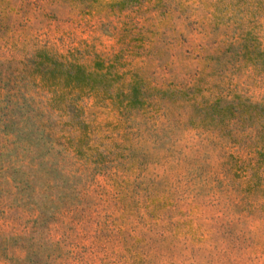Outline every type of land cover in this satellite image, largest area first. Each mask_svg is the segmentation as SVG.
Listing matches in <instances>:
<instances>
[{
    "label": "rangeland",
    "instance_id": "rangeland-1",
    "mask_svg": "<svg viewBox=\"0 0 264 264\" xmlns=\"http://www.w3.org/2000/svg\"><path fill=\"white\" fill-rule=\"evenodd\" d=\"M0 264H264V0H0Z\"/></svg>",
    "mask_w": 264,
    "mask_h": 264
},
{
    "label": "trees",
    "instance_id": "trees-1",
    "mask_svg": "<svg viewBox=\"0 0 264 264\" xmlns=\"http://www.w3.org/2000/svg\"><path fill=\"white\" fill-rule=\"evenodd\" d=\"M49 79H53L51 86L61 85L62 89L72 88H96L98 86L97 77H104L100 73L89 72L84 66L74 63H63L54 59L48 58L46 65L40 74L43 81L48 83ZM63 82V83H61ZM50 87V85H49ZM136 90V87L133 89ZM139 92V91H138ZM138 96V95H137Z\"/></svg>",
    "mask_w": 264,
    "mask_h": 264
}]
</instances>
